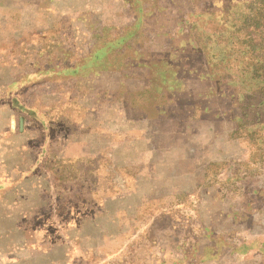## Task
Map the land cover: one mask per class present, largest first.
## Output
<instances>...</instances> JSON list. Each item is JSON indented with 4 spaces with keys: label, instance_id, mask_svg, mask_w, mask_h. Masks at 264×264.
Here are the masks:
<instances>
[{
    "label": "rangeland",
    "instance_id": "rangeland-1",
    "mask_svg": "<svg viewBox=\"0 0 264 264\" xmlns=\"http://www.w3.org/2000/svg\"><path fill=\"white\" fill-rule=\"evenodd\" d=\"M126 3L0 0V264H199L214 210L264 231V0Z\"/></svg>",
    "mask_w": 264,
    "mask_h": 264
},
{
    "label": "crops",
    "instance_id": "crops-1",
    "mask_svg": "<svg viewBox=\"0 0 264 264\" xmlns=\"http://www.w3.org/2000/svg\"><path fill=\"white\" fill-rule=\"evenodd\" d=\"M146 1L149 3H152L153 8L147 9V8H143L142 6L140 7V9H138L136 5H135L136 7L133 6L131 0H128V3H126L127 7H129V10H132L134 12L136 11L142 12L144 14V16H142L140 20L137 19L138 21L134 25V27L137 29L142 27L140 22L144 20L147 12H157L158 11L157 12L158 14L163 13L164 11L170 10V8L163 7V4H168V5L171 4V6L175 7V3H176V0H146ZM177 10L178 9L174 8V11H177ZM100 59H103V55H100L99 57L97 56L96 60H100ZM183 90L184 88L182 89V91ZM159 114L160 116H162V113H159ZM40 159L41 158L39 157L37 158L36 161ZM207 198L208 199L210 198L212 203L216 202V199H214V197L209 194L207 195ZM214 211H215L213 212L214 217L219 218V219L224 218L228 220L230 222V227H225L224 230L221 231L219 229H214V228L212 229L211 226L210 227L205 226L207 234H211V235L218 234L219 239L214 240L213 242L211 241V243L207 244V247L203 248L204 254L202 255V258L199 264H225L226 263L225 258L227 257V254L230 257V259L235 262L234 264H241V263L247 264L248 262H251V260H255L257 258V255L261 257V264H264L263 262L264 244H260V242L264 243V231L256 235H249L248 237H246V239L245 238H242V239L233 238L234 232L238 233L239 231V228L234 226L235 225L234 220L237 219V223H238V221L241 219H239L237 215H236L237 218H235V216L232 213H229V211L227 212L225 211L217 212L216 210ZM208 219L211 222L213 217L208 218ZM164 252L165 251H163V254H161L162 256H164ZM171 256L172 255L170 253L168 254L165 252L166 264H172L173 262H175V260H179ZM252 256L254 257V259L252 258ZM170 257L172 258L171 260H169Z\"/></svg>",
    "mask_w": 264,
    "mask_h": 264
},
{
    "label": "trees",
    "instance_id": "trees-1",
    "mask_svg": "<svg viewBox=\"0 0 264 264\" xmlns=\"http://www.w3.org/2000/svg\"><path fill=\"white\" fill-rule=\"evenodd\" d=\"M227 26L230 27V28H231V27L233 28V25H232V24H230V25L228 24ZM219 34H221V32H220V33H216L215 36H218ZM212 42H213V43H216L214 40H213ZM248 42H249V43H248ZM243 43L247 44V47L250 48V46H251V44H252V41H251V40H249V41L247 40L246 42H243ZM219 46H220V45H219ZM208 50H209V49H208ZM247 50H248V49H247ZM209 51H210V50H209ZM99 52H100V50H99ZM99 52H98V54L96 55V58H97V56L99 57V56L101 55Z\"/></svg>",
    "mask_w": 264,
    "mask_h": 264
}]
</instances>
